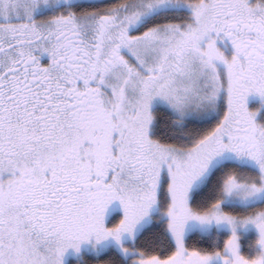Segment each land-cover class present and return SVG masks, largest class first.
Returning a JSON list of instances; mask_svg holds the SVG:
<instances>
[{
  "label": "snow or ice",
  "instance_id": "obj_1",
  "mask_svg": "<svg viewBox=\"0 0 264 264\" xmlns=\"http://www.w3.org/2000/svg\"><path fill=\"white\" fill-rule=\"evenodd\" d=\"M0 264H264V0H0Z\"/></svg>",
  "mask_w": 264,
  "mask_h": 264
}]
</instances>
